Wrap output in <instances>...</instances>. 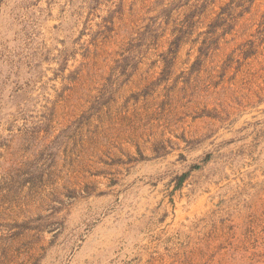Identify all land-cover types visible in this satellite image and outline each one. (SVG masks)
I'll return each instance as SVG.
<instances>
[{"label":"rangeland","instance_id":"1","mask_svg":"<svg viewBox=\"0 0 264 264\" xmlns=\"http://www.w3.org/2000/svg\"><path fill=\"white\" fill-rule=\"evenodd\" d=\"M0 264H264V0H0Z\"/></svg>","mask_w":264,"mask_h":264},{"label":"trees","instance_id":"2","mask_svg":"<svg viewBox=\"0 0 264 264\" xmlns=\"http://www.w3.org/2000/svg\"><path fill=\"white\" fill-rule=\"evenodd\" d=\"M172 8L173 7H171L170 9H165V10H163V12L162 13H165V15H166V17H169L170 15H169V12H170V10H172ZM169 15V16H168ZM164 22L165 23H167V20H166V18L164 19ZM193 22H192V20L190 19V17L188 16L187 18H185V20H183V22H182V24L180 25L181 27L180 28H183V27H192L193 26V24H192ZM230 28V27H229ZM179 30V29H178ZM180 31H181V29H180ZM182 37V35H180V34H178L176 37H175V40H177L178 38L180 39Z\"/></svg>","mask_w":264,"mask_h":264}]
</instances>
